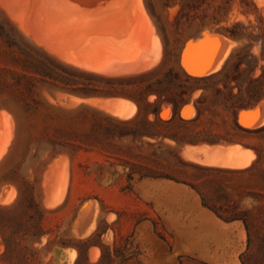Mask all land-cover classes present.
<instances>
[{"label": "rangeland", "instance_id": "rangeland-1", "mask_svg": "<svg viewBox=\"0 0 264 264\" xmlns=\"http://www.w3.org/2000/svg\"><path fill=\"white\" fill-rule=\"evenodd\" d=\"M18 1L0 0V264H74L73 245L87 239L91 246L78 264H98L102 245L123 255L129 244L138 255L125 264H264V96L240 106L234 87L260 74L236 71L234 63L237 56L258 55L249 39L262 32L264 0ZM235 23L242 38H226L224 28ZM218 59L225 64L214 70L187 71ZM219 67L228 80L213 74ZM147 85L161 91L162 119L171 117L165 104L175 99L183 104L181 118L192 112L189 119L198 118L191 130L228 140L177 146L181 160L160 170L208 197L220 189L232 200L241 196L240 209L252 217L250 243L241 222L218 219L185 184L142 179L126 189L119 177L124 161L147 165L127 152L149 156L152 148L103 134L84 140L94 119L133 118V99ZM230 94L234 111L226 108ZM111 99L123 102L122 113ZM237 145L247 153L240 155ZM154 148L166 157L167 149ZM203 168L221 172L203 174Z\"/></svg>", "mask_w": 264, "mask_h": 264}, {"label": "trees", "instance_id": "trees-1", "mask_svg": "<svg viewBox=\"0 0 264 264\" xmlns=\"http://www.w3.org/2000/svg\"><path fill=\"white\" fill-rule=\"evenodd\" d=\"M239 26V24L235 23L224 28V36L234 40L241 39L242 33H240L238 29ZM262 26V32L257 36H250L249 39L250 46H252V43L258 45V55H250V60H248L246 57L237 56V60L234 63L235 70H242V73L253 74L257 69L260 70V74L256 78L248 81L247 83H236L234 86L237 89V97L238 101L240 102V106H242L241 104H244V106L249 107L258 102L260 98L264 96L263 23ZM225 70V67H223L220 71L213 74H221L224 76L225 80H228L229 77L225 73ZM166 75L170 77L175 74L173 71H169ZM159 83L160 82L158 81L157 84ZM167 90H169V88H167ZM160 93L161 91L158 89H152L151 85H147L141 90L138 97L133 99L138 108L137 113L133 118L124 120L103 115L102 118L104 122H102L100 118L94 119L91 132L88 137H85L86 139L84 140L86 142H91V139H93L96 135L103 134L108 138H116L118 140L128 139L131 142L139 141L145 144L148 148H152L149 156L133 154L131 151L127 152L128 156L146 161L147 165L124 161L123 173L119 175V177L125 180L124 187L126 189H130L135 181L142 179H166L185 184L198 194L201 205L212 212L218 219L225 223L241 222L247 233V242L250 243L249 224L251 223L252 217L250 211L240 209V203L242 199L241 196L238 200H232L220 189L216 192V195L208 197L200 191L197 185L177 181L169 174H166L160 170L165 168V166H176V161L181 160L180 156L174 153L177 146H183L186 144L195 145L201 142L217 144L223 141H228L225 136L220 134L191 130L190 125L195 124L198 118L184 120L183 118L180 119L181 117L179 116V110L183 104L179 103L175 99H171V105L165 104V108L170 106L171 117L169 119L162 120L160 117V111L158 110L160 103L163 102V100L160 99ZM114 94L116 93H110L111 96H114ZM150 94L156 96V99L153 102L147 101V96ZM120 95H122V93H120ZM233 98L234 96L230 94L228 97L229 105L226 106L227 109H231L232 111H234V108L237 107V100L233 101ZM196 110L198 115H200V110L197 108ZM150 115L152 118L149 117ZM154 147H156V149H160L161 147L167 149L166 157H163V154H157ZM161 157H163V159L166 161V165L162 164L160 160ZM253 166L254 164H252L251 167ZM203 169V174L216 170V172H221V170L217 168ZM114 174H117V172L114 171L112 175ZM90 246V239L77 241L76 244L73 245V248L77 252V258L74 261V264H78L80 257ZM137 255V251L134 252L130 244L129 247L126 248L125 254L123 255H118L115 248L111 253V250L108 246L102 245L101 256L98 264H113L117 258H120L117 262L118 264H125L129 262V260L133 258L135 259Z\"/></svg>", "mask_w": 264, "mask_h": 264}, {"label": "bare ground", "instance_id": "bare-ground-1", "mask_svg": "<svg viewBox=\"0 0 264 264\" xmlns=\"http://www.w3.org/2000/svg\"><path fill=\"white\" fill-rule=\"evenodd\" d=\"M19 1H20V0H19ZM19 1H18V3H20ZM36 1H37V0H36ZM36 1H33V2L36 3ZM5 2H6V0H5ZM7 2H8V0H7ZM7 2L5 3V5L7 4ZM15 2H16V1H15ZM16 3H17V2H16ZM35 3H34V4H35ZM52 3H55V2H53V0H52ZM13 4H14V3H13ZM100 4H101V3H100ZM144 4H145V3H144ZM8 5H9V4H8ZM15 5H16V4H15ZM17 5H19V4H17ZM32 5H33V4H32ZM11 6H12V4H11L9 7H11ZM6 7H7V6H5V8H6ZM34 7H35V6H33V8H34ZM52 7H56V6H53V5H52ZM57 7H58V6H57ZM93 7H94V6H93ZM93 7H92V8H93ZM136 7H137V6H136ZM28 9H29V8H28ZM55 9H56V8H55ZM86 9H87V8H86ZM88 9H89V8H88ZM93 9H94V8H93ZM110 9H111V8H110ZM8 10H9V9H8ZM17 10H18V9H17ZM33 10H34V9H33ZM33 10H32V12H33ZM46 10H49V9H46ZM83 10H84V9H82V11H83ZM90 10H91V9H90ZM90 10H89V11H90ZM11 11H12V10H11ZM19 11H20V10H19ZM52 11H53V10H51V12H52ZM16 12H17V11H16ZM23 12H24V11H23ZM28 12H30V11L28 10ZM32 12H30V13H28V14H31ZM51 12H50V13H51ZM87 12H88V11H87ZM87 12H86V13H87ZM90 12H91V11H90ZM50 13H49V11H48V14H47V15H49ZM79 13H80V12H79ZM86 13H85L86 17H87L88 14H89V16L91 15V13H88V14H86ZM9 14H10V13H9ZM32 14H33V13H32ZM32 14H31V15H32ZM14 15H15V14H14ZM18 16H19V15H18ZM21 16H23L22 13H21ZM27 16H28V15H27ZM29 16H30V15H29ZM49 16H50V15H49ZM78 17H79V16H78ZM86 17H85V18H86ZM83 18H84V17H83ZM25 19H27V18H25ZM28 19H30V18H28ZM86 19H87V18H86ZM86 19H85V20H86ZM53 20H55V18H53L52 21H53ZM78 20H79V19H78ZM78 20H77V21H78ZM83 21H84V20H83ZM144 22H145V21H144ZM75 23H76V22H75ZM75 23H74V25H75ZM82 23H84V22H82ZM82 23H80V24H82ZM156 23H157V22H156ZM52 24H53V22H52ZM88 24H89V23H88ZM154 24H155V23H154ZM54 25H55V24H54ZM79 26H80V25H79ZM69 27H70V26H69ZM71 27H73V26H71ZM71 27H70V28H71ZM74 27H78V26H74ZM85 27H86V26H85ZM55 28H56V26H55ZM65 28H66V27H65ZM65 28H64V29H65ZM29 29H31V27H30ZM56 29L59 30L58 28H56ZM60 29H61V28H60ZM64 29H63V30H64ZM66 29H68V27H67ZM31 30H32V29H31ZM57 30H56V31H57ZM61 30H62V29H61ZM32 32H33V30L31 31V33H32ZM34 32H36V31H34ZM52 32H54V31H52ZM50 33H51V31H50ZM32 34H33V33H32ZM34 34L37 35L38 33H37V34L34 33ZM34 34H33V35H34ZM48 34H49V32H48ZM29 36H30V35H29ZM33 38H35V36H33ZM226 38H227V37H226ZM59 40H60V37H59ZM59 40H58V41H59ZM63 40H64V42H65V41H68V40H70V39L68 38V40H66V38H64ZM63 40H62V41H63ZM39 41H40V40H39ZM51 41L55 42L54 40H51ZM58 41H56V42H58ZM62 41H59V43H60V44L64 43V42H62ZM49 42H50V41H48V43H49ZM61 42H62V43H61ZM38 43H39V44H42L41 42H38ZM59 43H53L54 47L56 46L55 44L58 45ZM69 43H70V42H69ZM125 43H126V42H125ZM125 43H124L125 46H126V45L129 46V44H125ZM230 43H231V42H228V44H230ZM39 44H38V45H39ZM50 44H52V42H51ZM60 44H59V45H60ZM233 44H234V43H233ZM71 45H72V44H71ZM122 45H123V44H122ZM228 46H229V45H228ZM233 46H234V45H233ZM43 47H44V45H43ZM46 47L48 48V45H47ZM50 47L53 48L52 46H50ZM123 47H124V46H123ZM123 47H122V48H123ZM51 48H50V49H51ZM124 48H126V51H128V50H127L128 47H124ZM229 48H230V47H229ZM57 49H58V48H57ZM60 49H61V48H60ZM231 49H232V48H231ZM191 50H193V48H192ZM229 50H230V49H229ZM126 51H125V52H126ZM164 51H165V49H164ZM226 52H227V51H226ZM226 52H224V54H223V56L221 57V59L225 56ZM229 52H230V51H229ZM127 53H128V52H127ZM226 55H228V54H226ZM73 56H74V55H73ZM229 56H230V55H229ZM69 57H70V56H69ZM103 57H104V56H103ZM227 58H228V57H226V60H227ZM221 59H218L219 62L216 63L215 65H210V66H209L208 68H206V69H201V71H195L194 69H192L193 67H191V65L187 68V71H188L189 73H192V74H193V73H194V74H202V73H206V72H208V71H211V70L216 69V68L219 66V63H220ZM223 60L225 61V58H224ZM69 61H70V60H69ZM89 62H90V61H89ZM67 63H68V62H67ZM71 63H72V62H71ZM162 63H163V62H162ZM221 63H223V62L221 61ZM76 64H77V62H76ZM76 64H75V65H76ZM213 64H214V63H213ZM223 64H225V63H223ZM162 65H163V64H162ZM77 66H78V65H77ZM159 67H160V66H159ZM159 67H158V68H159ZM161 67H162V66H161ZM219 68H221V67H219ZM221 69H222V68H221ZM157 70H158V69H157ZM196 83H198V82H196ZM190 93H191V92H190ZM201 94H202V93H201ZM66 95H67V94H66ZM63 96H64V95H63ZM70 96H71V95H70ZM101 97H102V96H101ZM190 97H191V96H190ZM70 98H71V97H70ZM78 98H79V97H78ZM105 98H107V97H105ZM62 99H63V98H62ZM81 99H82V98H81ZM67 100H68V99H67ZM69 100H70V99H69ZM111 100H112V102H113V99H111ZM118 100H119V99H118ZM118 100L115 99V101L117 102L118 111H120V107H121L120 105L123 104V102H122L121 104H119L120 101H119V103H118ZM125 100H126V99H125ZM65 101H66V100H65ZM79 101H80V100H79ZM79 101H77V102H79ZM82 101H84V100H82ZM86 101H87V100H86ZM92 101H94V100L92 99ZM115 101H114L113 103L116 104ZM122 101H124V100H122ZM72 102H74V101H72ZM87 102H88V101H87ZM89 102H91V101H89ZM112 102H111V103H112ZM124 102H127V101H124ZM98 103H99V102H98ZM109 103H110V102H109ZM111 103H110V104H111ZM113 103H112V104H113ZM261 103H262V102H261ZM85 104H86V103H85ZM90 104L93 105V103H90ZM118 104H119L120 107L118 106ZM124 104H125V103H124ZM259 104H260V102H259ZM259 104H256L255 106H257V105H259ZM91 105H90V107H91ZM101 105H104V104H101ZM101 105H100V107H101ZM113 105H114V104H113ZM133 105H134V104H133ZM188 105H189V104H188ZM104 106H105V109H106V104H105ZM104 106H103L102 108H104ZM109 106H110V105H109ZM122 106H124V105H122ZM129 106L131 107V103L129 104ZM134 106H135V105H134ZM117 107H116V108H117ZM186 107H187V106H186ZM189 107H191V106H189ZM91 108H93V107H91ZM102 108H101V109H102ZM108 108H109V110H110V107H108ZM121 108H123V107H121ZM131 108H134V107H131ZM184 108H185V106H184ZM184 108H183V110H184ZM102 110H103V109H102ZM122 110H123V109H122ZM131 110H132V109H131ZM134 110H135V109H134ZM186 110H187V108H186ZM188 110H189V109H188ZM192 110H194V109H192ZM245 110H247V109H245ZM248 110H250V109H248ZM100 111H101V110H100ZM103 111H104V110H103ZM105 111H106V110H105ZM110 111H112V110H110ZM110 111H107V112H110ZM184 111H185V110H184ZM189 111H191V110H189ZM243 111H244V110H243ZM133 112H134V111H133ZM181 112H182V111H181ZM239 112H240V111H239ZM246 112H247V111H246ZM249 112H251V111H249ZM249 112H247L248 115H249V114H250V115H251V114L253 115V113H255L254 111H253V113H249ZM120 113H122V112L120 111ZM120 113H119V114H120ZM104 114H106V113H104ZM192 114H193V112H192L190 115H192ZM196 114H197V113H196ZM196 114H195V115H196ZM238 114H239V113H238ZM182 115H184V114H182ZM190 115H189V117H191ZM128 116H129V115H128ZM185 116H186V115H185ZM253 116H254V115H253ZM7 117H8V116H7ZM113 117H114V116H113ZM117 117H119V115H118ZM149 117H150V116H149ZM189 117H188V119H189ZM120 118H122V116H120ZM120 118H118V119H120ZM185 118H187V116H186ZM192 118H193V117H192ZM171 119H172V118H171ZM180 119H182V118H180ZM253 119H254V118H253ZM263 119H264V117H263ZM162 120H163V119H162ZM183 120H184V119H183ZM261 120H262V119H260V121H261ZM191 121H192V120H191ZM237 121H238V120H237ZM239 121H240V120H239ZM252 121H253V120H252ZM253 122H254V121H253ZM253 122H252V123H253ZM252 123H251V124H252ZM260 123H261V122H260ZM262 123H263V122H262ZM256 125H257V124H256ZM256 125H255V126H256ZM259 125H260V124H259ZM261 126H262V125H261ZM258 127H260V126H258ZM252 128H253V127H252ZM255 128H256V127H255ZM7 133H8V132H7ZM9 133H11V132H9ZM9 136H10V135H9ZM14 136H15V135H14ZM0 140H1V139H0ZM6 141H7V140H6ZM5 144H6V143H5ZM11 145H12V144H11ZM207 146H208V145H207ZM235 146H236V145H235ZM183 147H184V146H183ZM209 147H210V146H209ZM211 147H212V146H211ZM243 147H244V146H243ZM3 148H4V147H3ZM6 148H7V147H6ZM11 148H12V147H11ZM191 148H192V147H191ZM194 148H195V147H194ZM196 148H197V151H198V147H196ZM196 148H195V149H196ZM201 148H202V147H201ZM201 148H199V150H200ZM215 148H216V146H215ZM223 148H224V147H223ZM223 148H222V149H223ZM237 148H238L237 151L240 150V151H239V154L242 155V153H243L244 151L241 150V149L238 147V145H237ZM8 149H9V148H8ZM183 149L185 150V148H182V150H183ZM204 149H207V147H205ZM213 149H214V146L212 147V149H208V150H211V152H213V151H212ZM233 149H234V148H233ZM1 150H2V149H1ZM1 150H0V151H1ZM201 150H202V149H201ZM224 150H225V148H224ZM226 150H230V151H232V149H230V148H229V149L226 148ZM235 150H236V149H234V151H235ZM193 151H195V150H193ZM237 151H236V153H237ZM2 152H3V150H2ZM191 152H192V150H191ZM232 152H233V151H232ZM245 152H246V150H245ZM245 152H244V153H245ZM182 153H183V152H182ZM186 153H187V152H186ZM192 153H193V152H192ZM199 153H200V152H199ZM234 153H235V152H233L232 154H234ZM246 153H247V152H246ZM1 154H2V153H1ZM184 154H185V151H184ZM237 154H238V153H237ZM181 155H182V154H181ZM189 155H190V154H189ZM189 155H187V156H189ZM192 155H194V154H192ZM195 155H196V154H195ZM195 155H194V156H195ZM198 155H199V156H198L197 158H199V161H201L202 159L200 160V154H198ZM243 155H244V154H243ZM247 155H248V154H247ZM245 156H246V155H245ZM195 157H196V156H195ZM184 158H185V157H184ZM227 158H228V157H227ZM2 159H3V158H2ZM186 159H187V158H186ZM187 160H188V159H187ZM231 160H232V159H231ZM59 161H60V160H59ZM240 161H241V160H240ZM1 162H2V161H1ZM198 163H199V162H198ZM206 163H207V162H206ZM217 163H218V162H217ZM238 163H239V162H238ZM242 163H243V162H242ZM242 163H239V164H242ZM247 163H248V162H247ZM49 164H50V163H49ZM201 164H202V163H201ZM210 164H211V163H209L208 165H210ZM212 164H214V163H212ZM215 164H216V163H215ZM222 164H225V165H226L227 163H222ZM233 164H234V163H233ZM233 164H229V165L231 166V165H233ZM235 164H236V163H235ZM205 165H206V164H205ZM217 165H219V164H217ZM217 165H215V166H217ZM225 165H224V166H225ZM229 165H228V166H229ZM243 165H245V164H243ZM251 165H252V164H251ZM211 166H212V165H211ZM220 166H221V164H220ZM230 166H229V167H230ZM235 166H236V165H235ZM235 166H233V167H235ZM216 171H217V170H216ZM65 176H66V178H67V175H65ZM60 180H63V181H61V185L59 184L60 187H62V188H66V187H64V184H62V182H63V183H67V182H64L66 179L64 180V178H63V179H59V181H60ZM7 184H8V183H7ZM59 185H58V186H59ZM65 186H66V185H65ZM14 188H15V187H14ZM62 188H61V189H62ZM12 189H13V188H12ZM4 190L6 191V189H4ZM3 192H4V191H3ZM63 192H64V191H63ZM63 192H62L61 196L63 195ZM8 193H9V192H8ZM0 194H3V193H0ZM65 194H66V192H65ZM0 196H1V195H0ZM8 196H9V195H8ZM8 196H7V199H8ZM16 197H17V196H16ZM62 197H63V196H62ZM62 197H61L60 199H62ZM7 199H6V201H7ZM8 202H10V200H9ZM54 202H55V201H54ZM56 202H57V201H56ZM52 203H53V202H52ZM54 204H55V203H53V205H54ZM92 247H93V246H92ZM88 255H89V254H88ZM97 257H98V256H97ZM90 258H91V257H90ZM91 260H92V259H91ZM89 262H90V261H89Z\"/></svg>", "mask_w": 264, "mask_h": 264}, {"label": "crops", "instance_id": "crops-1", "mask_svg": "<svg viewBox=\"0 0 264 264\" xmlns=\"http://www.w3.org/2000/svg\"><path fill=\"white\" fill-rule=\"evenodd\" d=\"M190 47H192V46L189 45L187 48L189 49ZM208 67H209V66H207V67H205V68H203V69H206V68H208Z\"/></svg>", "mask_w": 264, "mask_h": 264}]
</instances>
